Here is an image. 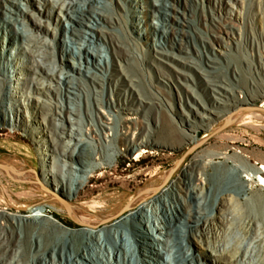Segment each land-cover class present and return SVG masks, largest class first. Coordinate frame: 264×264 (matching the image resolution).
<instances>
[{
  "label": "bare ground",
  "instance_id": "6f19581e",
  "mask_svg": "<svg viewBox=\"0 0 264 264\" xmlns=\"http://www.w3.org/2000/svg\"><path fill=\"white\" fill-rule=\"evenodd\" d=\"M176 1L186 6L184 0H157L141 17L128 7L136 0H72L68 4L53 0L40 11L24 9L16 0H0L4 19L0 22V64L1 60L11 62L28 76H17L19 92L27 101L15 123L41 146V133L46 130L25 115L26 110H38L47 130L56 135L54 146H41L45 154L42 171L21 164L18 157L0 165V264H132L134 255L140 259L137 264H264L263 149L249 150L223 141L195 144L184 160L178 163L181 155L174 158L171 167L148 165L122 175L131 169L121 170L122 153L134 154L139 161L151 148L174 149L197 140L201 130L209 132L221 118L231 117L236 124L264 118V81L256 92L249 86L246 94H240L238 87L248 86L246 70L233 67L228 77L222 69L223 64L231 65L236 55L233 49L240 50L242 44L252 50L264 48L260 16L255 13L257 41L244 36L247 27L241 25L247 0H190L193 18L185 20L177 18L181 10ZM235 5L240 7L235 10ZM59 10L72 20L70 26L64 25V33L63 26L62 30L50 27L49 20L61 22ZM133 15L139 17L136 27L142 34L154 39L160 74L168 76L167 68L174 69L188 80L190 71L200 68L216 99L206 102L192 88L199 95L196 111L184 110L181 122L173 113L170 119H159L164 105L150 96L158 92H142V79L134 75L135 68L128 69L132 58L145 64L143 55L133 53L125 43ZM152 16L160 23H154ZM27 22L36 31L24 33L15 28ZM42 32L54 35L60 44L47 40ZM234 40L237 45L233 46ZM18 41L30 46L33 65L23 64L22 56L9 57L7 50ZM200 45L214 50L218 46L225 56H207ZM57 50L81 75L63 76L62 70L51 67ZM259 67L263 73L264 55L259 57ZM87 75L104 89L93 90ZM229 81L236 85L229 87ZM6 85L7 77H0V100L17 96ZM170 107L174 108L172 103ZM8 111V104L0 102V119H6ZM233 135L232 130L219 134L236 138ZM112 150L115 154L109 155ZM51 158L54 165L62 161L54 171L47 164ZM1 173L8 176L10 185H3ZM109 174L112 179L98 182ZM14 182L28 190L15 191ZM53 189V194L46 192ZM38 192L45 195L32 196ZM210 193L217 197L208 206ZM126 227L129 238L123 231ZM102 232L112 240V247L102 239ZM90 240L103 248V254L95 252Z\"/></svg>",
  "mask_w": 264,
  "mask_h": 264
},
{
  "label": "rangeland",
  "instance_id": "374dc122",
  "mask_svg": "<svg viewBox=\"0 0 264 264\" xmlns=\"http://www.w3.org/2000/svg\"><path fill=\"white\" fill-rule=\"evenodd\" d=\"M19 2L21 7L24 9L30 8L33 10H44L47 6L48 1L51 2L53 0H16ZM59 2H62V0H58ZM72 0H66V3H70ZM137 3L134 5L129 4V8H135L136 12L135 14L137 15H142L141 17H144L143 14L146 11V8L150 6L152 3L157 2V0H136ZM189 1L190 0H184L186 6L184 7L183 5H179L178 7L180 8L181 12L177 13V18L180 20H185L187 17L193 18L191 13H189ZM35 2V5H34ZM47 2V3H46ZM234 4V2H232ZM9 5V4H8ZM237 7H240L238 5H235V10ZM246 7H243L242 9L245 12V18L242 19L241 25H244L246 28V31L244 33V36H252L255 40L259 41V30L258 26L255 23V13H257L260 16L261 21H259V26L263 27L264 30V0H247ZM123 12L126 13L125 7H123ZM109 10H111L109 8ZM186 11V13H184ZM59 18H61V22H59V25L57 24V20H49L50 22V27L54 28L55 26L58 27V29H61L63 26V33H64V25L65 27L70 26L72 23L71 18L68 16V13L65 10H59ZM46 17H43V21L45 22ZM139 17L136 15L130 16V32H126L127 40L125 41L126 45L130 48V50L133 51L135 54H140L143 55V58H145V64L141 63L139 64L137 61L132 60L129 65V71L132 70V68L135 70L134 75L137 78L142 79V84L139 85L140 89L142 92L146 94V90L149 91L151 89H154L158 93L156 95L150 94V96L156 97L159 101L161 100L163 103V107L161 108V112L159 113V119L163 121L164 119L171 118L170 113H173L177 120L181 122L182 118L186 117V114L184 113V110L187 109H193L196 111V95L198 93H195L192 88H196L199 92L200 95L204 98L206 102H211L212 99H216L215 93L208 89V86L205 84V77L204 74L202 73L200 68H195L191 70L190 72L193 73L192 77L186 80V78H183L174 69H168V76L161 75L159 70H158V63L157 60L155 59L154 56V39L152 37H148L146 34H142V29L140 27H136ZM151 20L154 23H160V19L157 16H152ZM245 20V22H244ZM28 21V20H27ZM60 21V20H59ZM0 22H4V19L2 16H0ZM17 29L21 32H27V29L29 32L36 31V29L33 27V25L30 22H27L26 24L19 23L16 25ZM185 29L191 30L192 32L194 31L192 28H189L188 25H185ZM62 30V29H61ZM66 31V30H65ZM125 32V31H124ZM68 36L70 35L69 32H65ZM44 37L47 38V40L59 43V39H56L54 35L52 34H45V32L41 33ZM125 34V33H124ZM264 37V33L262 35ZM185 38V35L183 36ZM234 40L233 46L237 45V43ZM238 41V40H237ZM239 42V41H238ZM236 43V44H235ZM229 43L226 42V45ZM12 49L7 50V53L10 58H16L17 56H22L24 58L23 64H32L33 59L30 57V46L27 44H23L18 41L15 43V46L11 45L10 46ZM192 47V46H191ZM193 47L196 49L197 45H193ZM202 49L205 50L207 56L210 55H218L220 58H224V54H222L219 50H217V47L215 48H208L205 46L200 45ZM236 47V46H235ZM222 50L226 48H220ZM236 52V55L232 57L231 65L223 64L222 69L224 70L226 76L232 77V68L236 67L239 71L241 69H245L247 72V84L248 86L242 85L239 86L238 89L242 90L239 91L240 94H246L248 92L249 88L252 92H256L258 90V87H261L264 81V72H260V67H259V57L264 55V48H261L260 50H252L248 46L242 44V47L240 50H237L236 48L233 49ZM175 52L183 55H190L191 53L188 51H180L175 49ZM106 54H108V51H105ZM195 57L200 59L198 54H194ZM39 61H42L43 59L41 56H37ZM56 62L51 61V67L56 66L57 69L63 71V76L66 74H74V75H81L78 74L74 70V66L72 65V61L68 60L65 58V55L60 53L59 50L56 51V56L54 57ZM74 61V59H71ZM78 61V60H76ZM33 65V64H32ZM205 67L209 68L208 65H205ZM264 70V69H263ZM21 70H17L16 67L12 65L11 62L1 60L0 64V77L6 76L7 77V85L6 89L13 92L14 94H17L15 98L11 97H4L1 98L0 102L1 104H8L9 111L6 113V119L1 118L0 119V159H8V158H13V157H18L21 159V164L24 165H29L31 169H36L37 171L41 169L42 171V166L44 164V155L41 150L42 147H50L54 146V138L56 135L54 133H51L50 131L47 130V126L45 124L46 120L43 117V114L41 111H25V115L27 117H30L32 121L38 125H40V129H45V133H41L42 140L44 143L39 145V142H37V139L33 137L30 133L26 132L23 130L20 126L16 125L15 123V118L20 116V113H22L23 109L25 108L24 105L23 107L21 106L24 104V101L26 102L24 96L21 95V92H19V88L17 86V76L19 75H25L20 72ZM27 76V75H25ZM28 77V76H27ZM86 79L88 80L89 84L91 87L99 90H103L104 87L100 86L97 82H94L90 76H86ZM25 82H29V78H23ZM45 80V79H44ZM48 82V80H45ZM186 83L190 85H186ZM54 84V83H53ZM229 87H234L236 84L232 83V81H229L227 83ZM250 86V87H249ZM249 87V88H248ZM18 90V91H17ZM106 92L110 94V90L108 87L106 88ZM45 96H41L42 100H45ZM182 98V99H181ZM201 104L202 101H198L197 103ZM258 103L261 102V99L258 98L257 101ZM170 103L173 104L174 108L170 107ZM203 103V102H202ZM22 108V110H20ZM61 110V108H59ZM19 113V114H18ZM229 117H224L219 120L215 121V126L213 129H211L209 132L201 130L199 133V137L195 141H191L188 143L183 144L179 148H169V147H164V146H159L156 148H151V151H149L143 158L139 161H137L134 158L133 155H127L122 153L119 157V166L121 170L126 169L127 167H131L130 170H126L122 172V175L128 174L130 171L136 172L141 169H143L145 166L148 165H153L157 167H163L165 166H172L173 159L176 158L177 156L181 155L180 158L182 157L183 153L185 150L191 148L193 145L197 144L200 142L205 136H208L212 133V131L221 125L225 123V121ZM87 120V119H86ZM253 122L257 123L260 128L255 127ZM263 124V125H260ZM78 125H76L77 127ZM157 129H159L157 127ZM224 130H232L234 133V137H220L219 134L224 131ZM224 130L220 131L219 133L210 136V138L203 144L207 145L209 143H216V142H225V143H230L233 145H242L246 146L249 150H264V143L262 141L264 140V118H260L259 120H254L251 121L250 123H244V124H236L235 121L233 123L225 128ZM71 142V144H73ZM201 147V146H200ZM115 154L114 150L109 152V155ZM179 158V159H180ZM253 161H256L255 159ZM54 159L51 158L47 162L48 167L52 168L53 171L58 168V165L62 164L61 160H58L56 165L53 164ZM1 165V164H0ZM132 165V166H131ZM5 171V170H4ZM64 174H67L66 167L63 170ZM1 176L3 180L5 181L3 185L8 186L10 185L8 176L5 173H1ZM113 174H109L108 176H105L98 182H106L110 179H112ZM41 188L45 189V186L43 184H38ZM12 188L15 191H27L28 188L22 186L19 183H13ZM48 194H53V190H46ZM42 195H45L44 192H38L35 195H32L33 197H42ZM216 194L210 193L209 198L207 200V203L210 206L215 200H216ZM123 231L126 233V237H130L129 234V229L124 228ZM102 239L105 240V242L110 244V247H112V240H110L105 232H102ZM119 238V237H118ZM165 238V236H164ZM95 252L103 254L104 250L103 248L100 247L99 244H97L95 241L90 240ZM170 243H173L174 239L170 238L169 239ZM194 249H198V245L196 243H193ZM173 248V247H172ZM203 248V246H202ZM211 249H209L210 252ZM176 251V248L172 250V259L176 257V254L174 252ZM212 252V251H211ZM214 253V252H213ZM140 259L134 255L132 257V264H137V262ZM175 262V261H174Z\"/></svg>",
  "mask_w": 264,
  "mask_h": 264
},
{
  "label": "water",
  "instance_id": "95a60500",
  "mask_svg": "<svg viewBox=\"0 0 264 264\" xmlns=\"http://www.w3.org/2000/svg\"><path fill=\"white\" fill-rule=\"evenodd\" d=\"M232 123H233V120H232L231 117H229V118L225 121V123H224L223 125H221L220 127L214 129L210 135L205 136V137H204L200 142H198L197 144H198V145H202V144H204V143L210 138V136L219 133L220 131H222V130H224L225 128L229 127ZM193 148H194V146H192L191 148L185 150L184 153H183V155H182V157L179 159L178 163L181 162L182 160H184V159L189 155V153L191 152V150H193ZM0 164H7V165H9V163L6 162V161L3 160V159H0ZM173 168H175V166H174Z\"/></svg>",
  "mask_w": 264,
  "mask_h": 264
}]
</instances>
